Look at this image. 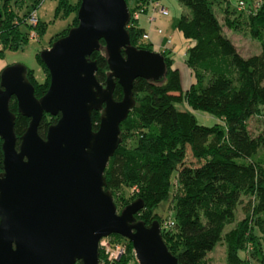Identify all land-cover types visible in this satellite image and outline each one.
<instances>
[{
	"label": "trees",
	"instance_id": "16d2710c",
	"mask_svg": "<svg viewBox=\"0 0 264 264\" xmlns=\"http://www.w3.org/2000/svg\"><path fill=\"white\" fill-rule=\"evenodd\" d=\"M36 1L38 5L41 0ZM127 1L133 11L131 0ZM180 1L190 8L181 14L178 27L194 40L185 55L194 77L184 89L174 53L165 48L161 50L167 63L164 79L135 78L136 103L121 122V141L105 169L106 188L112 189L117 204L121 200L127 205L138 197L144 201L137 218L147 225L155 219L160 221L163 237L179 264H213L208 254L219 242L226 243L227 264H264V152H260L264 131L256 134L249 127V119L264 110V0H245V9L238 7L239 0L236 6L224 0L226 24L237 29L244 20L251 35L261 41V51L250 55L242 54L225 31L215 4L221 0ZM9 2L0 0V36L6 46L14 48L30 38V30L20 29L22 23L39 31L45 24L40 19L32 24L29 17L33 9L21 16L9 7ZM80 3L81 0H58L57 12H74L72 26L79 22ZM138 20L132 18L129 24L132 44L154 49L152 42L142 39L145 30L139 27ZM101 43L102 48L91 57L98 62L97 78L105 84L110 65L104 38ZM38 57L46 69L45 81L38 82L30 68L27 74L40 97L50 85L51 74L40 51ZM115 79L114 97L121 99L124 89ZM184 102L191 108H180L178 104ZM10 108L17 115L19 146L30 117L19 111L15 95ZM196 108L216 115L217 122H199L192 111ZM92 115L94 128H98L101 111L94 109ZM59 116L44 113L40 134L45 137L49 125ZM2 143L0 136V171L4 167ZM131 187L129 196L119 194L122 188ZM244 195L249 196L244 205L246 214L226 231V225L236 221V210ZM164 202H169L171 209L161 213L157 208ZM110 236L112 241L123 243L125 251L119 258L105 261L107 257L100 246L101 261L140 264L129 238L120 233ZM81 263L78 260L76 264Z\"/></svg>",
	"mask_w": 264,
	"mask_h": 264
},
{
	"label": "water",
	"instance_id": "95a60500",
	"mask_svg": "<svg viewBox=\"0 0 264 264\" xmlns=\"http://www.w3.org/2000/svg\"><path fill=\"white\" fill-rule=\"evenodd\" d=\"M77 15L78 24L40 51L51 74L42 96L23 63L9 64L0 75V264H99L100 240L113 233L132 241L140 264H179L160 221L147 225L137 218L144 201L138 197L118 211L105 176L121 122L136 103L134 80H163L165 55L132 44L127 0H81ZM102 38L110 65L105 84L91 57ZM115 77L121 99L114 97ZM13 95L30 117L19 146ZM94 109L101 111L98 128ZM46 112L60 116L44 137L39 124Z\"/></svg>",
	"mask_w": 264,
	"mask_h": 264
},
{
	"label": "rangeland",
	"instance_id": "374dc122",
	"mask_svg": "<svg viewBox=\"0 0 264 264\" xmlns=\"http://www.w3.org/2000/svg\"><path fill=\"white\" fill-rule=\"evenodd\" d=\"M161 4L165 5L169 9L168 15H163L161 13H156V19L151 21L148 17V14H142L138 20L139 27L144 28L145 30H151L153 36L157 35V29L163 28L165 35L162 36V43L166 44L167 37H172L173 42L176 47V51L173 50V53L176 55V62L180 67L183 87L186 89L191 83L194 75L190 68L185 62V55L183 57V49H186L187 43H192L194 40L192 38L186 40L182 31L178 27V21L183 12H189L190 8L184 5L180 0H159ZM225 2V1H223ZM238 0H231V5L236 6ZM36 0H10L9 7L13 8L18 12L19 15L24 16L28 11L34 10L41 20L45 24V27L42 31H39L38 28H30L26 23L20 25V29L23 32L30 30V38L27 41H21L19 46L14 48L6 46L2 37L0 36V75L2 70L13 63H23L28 68L32 69L35 75V79L38 82H43L46 79V69L43 63L38 57V52L43 48L50 47L54 40H56L57 35L61 34L66 28L71 26L73 21L74 12H64L58 13L57 6L58 0H41L38 5ZM81 4V3H80ZM133 5L131 0L130 5ZM217 8V13L224 23V29L228 35L233 38L234 42L244 55H250L252 53H258L262 49V44L259 39L254 38L250 31L248 24L243 20V23L236 29L230 28L225 22V11L224 7L219 3H215ZM36 7V8H35ZM80 7V6H79ZM148 11L153 12V9ZM78 16V15H77ZM244 17V16H243ZM246 19V18H245ZM78 23H75L76 25ZM73 26V25H72ZM70 29V28H69ZM32 33H35V35ZM51 40L53 42L51 43ZM149 41V40H146ZM155 49V48H154ZM187 50V49H186ZM160 51V50H158ZM188 72L190 74H188ZM190 79V80H189ZM180 108H191L186 102L178 104ZM196 115L199 122L204 124H214L217 122V116L202 109L196 108L192 109ZM250 129L254 133H260L264 131V110L262 114L254 115L249 119ZM260 152H264V147L260 149ZM192 159V157H189ZM122 192L119 190V194H124L129 196L131 189L122 188ZM124 191V192H123ZM115 199V198H114ZM136 199V198H135ZM249 196H243L242 202L237 207V219L235 222L227 224L225 230H229L234 227L237 221L244 218L246 214V209L244 205L247 203ZM118 211H121L125 204H121V200H118ZM124 201V200H122ZM171 209V204L169 202H164L161 206L157 208V211L161 213L169 212ZM106 238V237H105ZM111 240L113 238L111 237ZM123 242V241H122ZM209 257L213 260V264H227V247L226 243L219 242L214 249L209 251ZM137 258V257H136ZM138 260V258H137Z\"/></svg>",
	"mask_w": 264,
	"mask_h": 264
},
{
	"label": "built area",
	"instance_id": "2783aa9c",
	"mask_svg": "<svg viewBox=\"0 0 264 264\" xmlns=\"http://www.w3.org/2000/svg\"><path fill=\"white\" fill-rule=\"evenodd\" d=\"M133 1V7L134 10L131 11L132 13V18L134 19H139L140 15L143 13H146L148 8H152L153 12L150 15V20L154 21L156 19V13H161L163 15H168L169 14V9L168 7H166L165 5L161 4L159 0H132ZM261 0H258L257 3H260ZM238 7L240 9H245L247 7V3L245 0H239L238 3ZM39 17L37 16L36 12L33 10V12L31 13L30 17H29V21L32 24H36L38 23V19ZM131 22V21H130ZM130 24V23H129ZM159 32L164 33L163 32V28H158L157 29ZM35 35V33H32V35ZM151 38V32L150 31H144L143 35H142V39L143 40H148ZM106 237V238H105ZM100 240V246L102 247L107 260L105 259V261H113L116 258H119L120 255H122V253L125 251V245L121 242H114L111 240V236H105ZM105 261H101L99 262V264H107Z\"/></svg>",
	"mask_w": 264,
	"mask_h": 264
},
{
	"label": "crops",
	"instance_id": "0c3cea01",
	"mask_svg": "<svg viewBox=\"0 0 264 264\" xmlns=\"http://www.w3.org/2000/svg\"><path fill=\"white\" fill-rule=\"evenodd\" d=\"M224 0H221L220 2H219V4H221V6L222 7H225L226 6V3L225 2H223ZM230 4H231V1H230ZM149 9H151V8H148V10ZM147 10V12L145 13V14H148V17L150 18V15L152 14V12H150V11H148ZM144 14V13H143ZM142 15V14H141ZM141 15H140V17H141ZM139 17V18H140ZM145 30V29H144ZM145 31H150L151 32V38L150 39H148L150 42H152L153 43V47L156 49V50H162V49H171L172 51L174 50V51H176L177 49H176V47H175V44H174V42H173V39H172V37H167V39H166V41H167V43L166 44H164V43H162V36L163 35H165V33H161V32H159L158 30H157V35H155V36H153V33L154 32H152L151 30H145ZM182 34L184 35V33L182 32ZM184 38H186V40H188V39H190L189 37H186L185 35H184ZM192 43H194V41L192 42ZM192 43H187V46H186V49L192 44ZM186 49H183V57H184V53H186ZM175 53V52H174ZM174 58L176 59V55L174 54ZM175 65L176 66H178V64H177V62H176V60H175ZM179 67V66H178ZM180 68V67H179ZM188 74H190L189 72H188ZM190 80V79H189ZM250 127V126H249Z\"/></svg>",
	"mask_w": 264,
	"mask_h": 264
}]
</instances>
